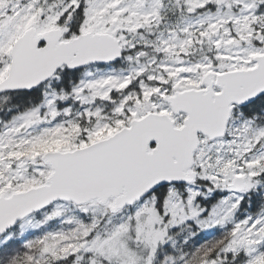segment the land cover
<instances>
[{
    "label": "snow or ice",
    "instance_id": "snow-or-ice-1",
    "mask_svg": "<svg viewBox=\"0 0 264 264\" xmlns=\"http://www.w3.org/2000/svg\"><path fill=\"white\" fill-rule=\"evenodd\" d=\"M0 264H264V0H0Z\"/></svg>",
    "mask_w": 264,
    "mask_h": 264
}]
</instances>
